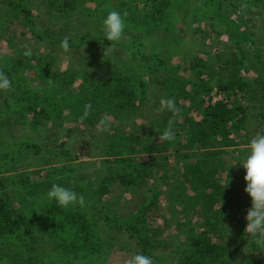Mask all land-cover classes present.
Wrapping results in <instances>:
<instances>
[{
  "label": "trees",
  "instance_id": "trees-1",
  "mask_svg": "<svg viewBox=\"0 0 264 264\" xmlns=\"http://www.w3.org/2000/svg\"><path fill=\"white\" fill-rule=\"evenodd\" d=\"M46 1V9L36 15L30 0H0L4 25L0 36H7L9 45L15 44L13 35H7L12 29L35 42L31 56L23 55L24 46H30L22 43L15 45L20 51L16 60L4 61L9 54L0 56V73L9 76L17 103L36 123L61 120L68 112L80 119L89 103L92 109L82 122L95 126L107 114L116 123L112 132L100 131L105 137L103 155L109 175L97 183L91 196L100 202L114 188L122 187L140 203L127 217L117 216L103 204L110 230L124 232L136 245L134 255H150L154 264H264V249L254 238L248 240L247 248L243 245L247 237L244 216L252 206L243 192L245 173L240 185L232 174L240 164L227 173L223 168L233 164V151L238 154L235 157L242 156L248 152L250 140L264 134V27L256 25L264 21V0H243L251 5L248 19L238 18L236 7L231 16H225L224 0H191L197 8L209 10L210 21L219 23L220 36L227 35L232 45L213 58L192 59L185 68L168 67L169 55L141 53L144 36L162 26L169 30L174 2L184 6L183 0H109L100 10L85 7L94 0ZM111 10L127 11L129 40H105L102 20ZM54 19L63 24L57 32H51L48 25L56 23ZM75 29L77 35L71 36L68 31ZM40 43L74 54H94L75 77L68 70H54L53 59L49 62L37 54ZM153 58L161 71L154 70L156 63L149 67ZM28 60L35 63L30 67ZM28 70H34V76ZM164 95L175 98L181 109L174 120L176 138L172 141L159 140L172 113L157 116L150 105L154 100V108L159 109L157 98ZM11 115L3 116L0 111V135L15 126ZM2 144L6 147L4 142L0 147ZM23 147L40 149L35 144ZM9 155L2 154L0 160ZM16 164L10 157L3 172L9 173L7 168ZM155 176L159 185L153 186L150 195L141 193ZM17 178L21 192L40 194L42 183H32L29 175ZM7 188L6 178L1 177L0 253L11 243L21 246L26 238L32 240L34 225L42 223L59 243L54 252L69 255L68 263L105 264L104 244L84 212L45 203L39 212H33L32 221L14 205L15 194ZM163 199L166 208L161 207Z\"/></svg>",
  "mask_w": 264,
  "mask_h": 264
},
{
  "label": "rangeland",
  "instance_id": "rangeland-1",
  "mask_svg": "<svg viewBox=\"0 0 264 264\" xmlns=\"http://www.w3.org/2000/svg\"><path fill=\"white\" fill-rule=\"evenodd\" d=\"M30 1L36 15L46 9V0ZM107 1L109 0L87 1L85 7L88 8L90 5L92 8L100 10L105 3L108 5ZM183 2L184 6L181 3L176 4V1L174 2L170 14L173 18L169 23V30L164 31L163 26L156 28L150 35H145L142 42L141 53L144 55L162 57L163 55H169L172 59L168 67L181 65L185 68L192 59L213 58L218 52L229 50L232 45L227 35L220 36L222 27L219 23L210 21L209 10L206 11L203 7L201 9L197 8L191 0H187V2L183 0ZM250 6L243 3V0H224L225 9L223 14L231 16L234 13V7H236V16L248 19L251 17ZM74 17L77 18V16L72 18ZM102 18L103 16L99 18L100 23ZM52 21L56 23L48 22L50 31L57 32L58 25L63 24L55 19ZM72 22H76V20H72ZM1 25L0 22V29ZM256 25L264 27V21H258ZM74 27L77 28L75 25ZM197 29L200 32L194 34L193 32ZM76 30L73 33L68 32L71 36H74V34L77 35ZM7 33L8 36L13 35L15 44L9 45L8 37L0 36V56L9 54V57H4V61L8 59L16 60L19 57L20 51L16 50L15 47L17 43L28 44L31 51H33L35 42L28 39V36L21 37L19 31L13 32L12 29H9ZM130 38L131 36L126 34L125 30L121 40H129ZM38 45L36 47L39 50L36 53L46 57L49 62L53 59L55 61L52 65L54 70H59L62 73L68 70V73L75 77H77V70L80 71L85 64H88L94 54L88 51L74 54L71 51L57 50L51 48L48 43ZM27 62L29 66L35 63L31 60ZM154 63H156L154 70L161 71L162 66L158 65L154 58L149 63V67H152ZM28 74L34 76L35 71L28 70ZM72 89L74 91V88ZM9 90L11 89H0V111L3 116H9L13 113L11 116L16 124L0 135V144L4 142L6 145L5 147L2 144V147H0V158L2 154L9 153V158L14 157L17 164L14 167L7 168L9 173H4L3 170L9 158L0 160V171H2L0 178H6L7 190L15 194L13 197L14 205L33 221L34 211L39 212L45 203L46 205L51 204L46 202L44 197L52 183H60L65 187L72 188L85 196L86 203L83 207L77 205L67 209L84 212L95 231L99 233L104 244L102 263L129 264L130 259L134 256L136 245L134 242L129 241L124 232L110 230L105 219L106 211L102 210L101 206L104 204L109 211L114 212L117 216L127 217L137 209L140 200L136 195L131 194L129 190L126 191L122 187L114 188L113 192L100 202L97 201V197L93 198L91 196L94 189L97 188V183H100L109 175L107 171L108 163H106V157L103 155L105 137L103 132H100L102 130H99L96 125L93 126L89 122L85 123L77 117H72L70 112L61 120L53 118V120L36 123L26 108L20 102L17 103L16 94L13 90ZM162 98H165V95ZM161 99L157 98L159 104ZM153 101H150L152 112L158 116L161 112L158 111V108H154ZM113 122L112 120L111 124ZM115 124L112 125L111 132ZM28 144H35L40 149L29 151L23 147V145ZM247 153L235 157L238 154L233 151L230 155L231 158H235L233 164L228 163L223 166L226 173L229 171L228 169L234 170L235 166L239 164L238 162L245 158ZM243 173H245V170L242 167L239 168L238 172H232V174H236V180L240 185H243V180L240 178ZM18 175H29L32 183H42V190H40L41 187L39 189L40 194L36 196L37 194H25L23 190L21 192L19 189L21 187L17 183ZM159 183V177L155 176L149 182L147 188L141 190V193L145 192L146 195H150L153 186H158ZM166 203L167 200L163 199L161 207L166 208ZM157 225H162V223L159 222ZM246 235L243 245L247 248L248 240L252 237L250 234L246 233ZM32 238V240L26 238L21 246L11 243L9 249L6 248L3 253H0V264H70L68 263L70 261L69 255L63 257L59 251L54 252V249L57 250V244L59 243L42 223L34 225ZM8 252L10 254L5 257L4 254ZM74 264H83V261L81 260L78 263L76 261Z\"/></svg>",
  "mask_w": 264,
  "mask_h": 264
},
{
  "label": "clouds",
  "instance_id": "clouds-1",
  "mask_svg": "<svg viewBox=\"0 0 264 264\" xmlns=\"http://www.w3.org/2000/svg\"><path fill=\"white\" fill-rule=\"evenodd\" d=\"M127 11L117 10L108 11L102 20V30L105 40L108 42H118L121 40L126 28ZM64 46L67 47V41ZM24 56H31V49L25 45ZM11 87V81L7 74L0 73V89ZM92 109V105L85 104L81 120L87 118ZM160 112L168 111L172 113V119L168 121L167 127L159 134V140L172 141L176 138L174 130V120L180 115L181 109L177 106L175 98H162L160 100ZM111 116L104 115L99 120L96 127L104 132L111 129ZM248 153L238 163L245 170V193L250 197L252 206L247 210V225L245 232L254 238V243L264 249V134H258L252 138L247 145ZM48 203H55L62 208L85 206V196L76 192L70 187H65L60 183H52L44 197ZM129 264H154L150 255L135 254L129 261Z\"/></svg>",
  "mask_w": 264,
  "mask_h": 264
}]
</instances>
